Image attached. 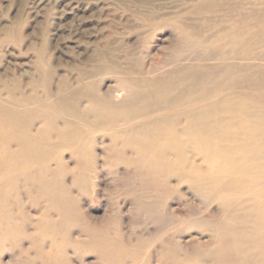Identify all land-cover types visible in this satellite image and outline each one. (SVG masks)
<instances>
[{"label": "rangeland", "instance_id": "1", "mask_svg": "<svg viewBox=\"0 0 264 264\" xmlns=\"http://www.w3.org/2000/svg\"><path fill=\"white\" fill-rule=\"evenodd\" d=\"M0 264H264V0H0Z\"/></svg>", "mask_w": 264, "mask_h": 264}, {"label": "bare ground", "instance_id": "2", "mask_svg": "<svg viewBox=\"0 0 264 264\" xmlns=\"http://www.w3.org/2000/svg\"><path fill=\"white\" fill-rule=\"evenodd\" d=\"M154 144V143H153ZM162 144V143H161ZM152 145V144H151ZM163 148H164V146H163ZM169 148V147H168ZM160 149H162V145L160 146V148H159V150ZM155 152V148H154V146H149L148 147V149L146 150V152H144L143 153V156H145L144 157V159L146 160V161H151V157H152V152ZM157 151H158V149H157ZM162 153V152H161Z\"/></svg>", "mask_w": 264, "mask_h": 264}]
</instances>
